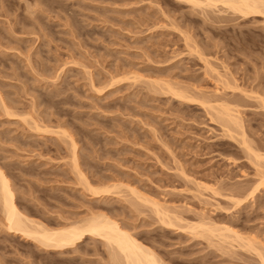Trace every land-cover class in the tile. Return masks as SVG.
I'll return each mask as SVG.
<instances>
[{"label":"rangeland","instance_id":"rangeland-1","mask_svg":"<svg viewBox=\"0 0 264 264\" xmlns=\"http://www.w3.org/2000/svg\"><path fill=\"white\" fill-rule=\"evenodd\" d=\"M201 3L0 0V167L31 224L107 216L162 264H264V14ZM118 251L10 232L0 193V264Z\"/></svg>","mask_w":264,"mask_h":264},{"label":"bare ground","instance_id":"bare-ground-1","mask_svg":"<svg viewBox=\"0 0 264 264\" xmlns=\"http://www.w3.org/2000/svg\"><path fill=\"white\" fill-rule=\"evenodd\" d=\"M185 1H190L195 4L205 1L208 5L223 2L233 8V10L235 9L243 12L244 15L256 12L264 14V0ZM0 190L10 232L20 233L30 238L38 239V241L40 240L42 244L56 247V249L74 245L91 234L99 235L104 237L107 242L113 246V248L119 250L118 252L123 254L126 264H162L152 249L144 246V244L138 241L137 238H135V236H133L130 232L122 229L119 223L110 220L107 216H100L96 218H93L92 216L91 219L85 220L82 223L76 222L77 224H73L68 227L65 226L63 229H49L41 226L40 224H31L32 221L28 219L26 214H23L18 208L15 201V192L12 190L10 180L1 167ZM252 194L254 195L253 192ZM249 246L250 245H248V247Z\"/></svg>","mask_w":264,"mask_h":264}]
</instances>
